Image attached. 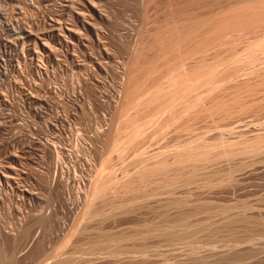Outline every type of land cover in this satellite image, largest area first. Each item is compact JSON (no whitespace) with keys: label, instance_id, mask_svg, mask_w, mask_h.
Returning a JSON list of instances; mask_svg holds the SVG:
<instances>
[{"label":"rangeland","instance_id":"obj_1","mask_svg":"<svg viewBox=\"0 0 264 264\" xmlns=\"http://www.w3.org/2000/svg\"><path fill=\"white\" fill-rule=\"evenodd\" d=\"M0 264H264V0H0Z\"/></svg>","mask_w":264,"mask_h":264},{"label":"bare ground","instance_id":"obj_2","mask_svg":"<svg viewBox=\"0 0 264 264\" xmlns=\"http://www.w3.org/2000/svg\"><path fill=\"white\" fill-rule=\"evenodd\" d=\"M3 5V4H2ZM14 28V27H13ZM183 89H185V88H183ZM187 89V88H186ZM120 93V92H119ZM125 95V96H124ZM124 95H123V98H122V100L120 101L121 103L119 104V106H116L117 108L115 109V112H114V116L116 117H118V118H125L124 120H126V122L125 123H127V121H129L130 119V116H131V110L134 108V99L132 98V93L131 92H129L128 91V89H127V91H126V93H124ZM172 96L173 95H171L170 97L172 98ZM171 98L169 99V101L171 100ZM166 99H167V95L166 94H163L162 93V91H160V92H158V93H156V95H155V97L153 98V100L154 101H166ZM152 100V98H151V100H150V102L151 101H153ZM115 101H116V97L114 98H112V100H111V102H112V104L113 103H115ZM153 101V102H154ZM148 102H149V100H148ZM170 103V102H169ZM117 104V103H116ZM166 108V106L164 107V109ZM130 115V116H129ZM119 120V119H118ZM117 120V121H118ZM123 120V119H122ZM122 120H121V122H122ZM133 123H134V125L133 126H135V127H133L134 129H132L133 130V132H142V131H144V129L146 130V128H147V125H149L150 123H151V121L152 120H147L146 121V123L144 124V123H139V122H137V120L136 119H132L131 120ZM129 123V122H128ZM132 123V124H133ZM139 123V124H138ZM123 124H124V122H123ZM130 124V123H129ZM146 125V127H144ZM123 126V125H122ZM144 127V128H143ZM122 128V127H121ZM132 128V127H131ZM143 128V129H142ZM120 128H118V130H119ZM117 132V131H116ZM113 146H116V147H113V148H117L118 149V147H120V149L122 148V150L123 149H125L124 148V145L120 142V140H116V142L114 143V145ZM123 146V147H122ZM60 158V157H59ZM56 165L57 166H59V167H62L63 168V165L61 164V162L60 161H57V163H56ZM67 167V166H66ZM68 170V169H67ZM64 171V170H63ZM65 172V171H64ZM70 175V174H69ZM66 177V176H65ZM78 180H79V178H78ZM79 181H81V180H79ZM68 182V181H67ZM76 182V181H75ZM69 188V187H68ZM99 189H100V186H99V184H95L94 185V193H97L98 191H99ZM82 189H81V186H80V184L78 185V188H77V191H76V199H77V201L78 200H80V194H81V191Z\"/></svg>","mask_w":264,"mask_h":264}]
</instances>
